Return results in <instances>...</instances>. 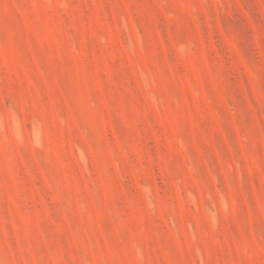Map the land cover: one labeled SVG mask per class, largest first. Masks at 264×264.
<instances>
[{"label":"rangeland","instance_id":"rangeland-1","mask_svg":"<svg viewBox=\"0 0 264 264\" xmlns=\"http://www.w3.org/2000/svg\"><path fill=\"white\" fill-rule=\"evenodd\" d=\"M0 264H264V0H0Z\"/></svg>","mask_w":264,"mask_h":264}]
</instances>
